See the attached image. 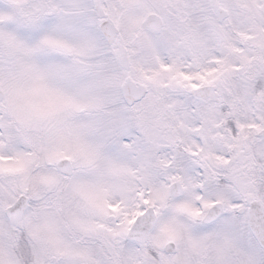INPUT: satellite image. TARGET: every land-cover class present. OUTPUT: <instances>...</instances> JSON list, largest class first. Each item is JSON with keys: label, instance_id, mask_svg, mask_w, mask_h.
<instances>
[{"label": "snow or ice", "instance_id": "snow-or-ice-1", "mask_svg": "<svg viewBox=\"0 0 264 264\" xmlns=\"http://www.w3.org/2000/svg\"><path fill=\"white\" fill-rule=\"evenodd\" d=\"M0 264H264V0H0Z\"/></svg>", "mask_w": 264, "mask_h": 264}]
</instances>
